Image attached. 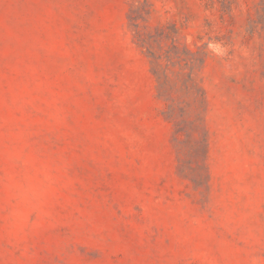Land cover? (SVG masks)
Segmentation results:
<instances>
[{
    "label": "rangeland",
    "instance_id": "rangeland-1",
    "mask_svg": "<svg viewBox=\"0 0 264 264\" xmlns=\"http://www.w3.org/2000/svg\"><path fill=\"white\" fill-rule=\"evenodd\" d=\"M0 264H264V0H0Z\"/></svg>",
    "mask_w": 264,
    "mask_h": 264
}]
</instances>
